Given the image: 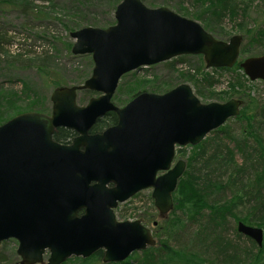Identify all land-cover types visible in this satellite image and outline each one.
<instances>
[{
  "label": "water",
  "instance_id": "95a60500",
  "mask_svg": "<svg viewBox=\"0 0 264 264\" xmlns=\"http://www.w3.org/2000/svg\"><path fill=\"white\" fill-rule=\"evenodd\" d=\"M113 18L106 27L68 33L70 53L89 54L92 61L81 85L53 88L48 114L23 111L0 123V243L16 241L18 264H60L98 249L103 263L121 262L155 245L148 227L137 219L117 220L113 208L150 187L153 206L166 215L185 167L183 159L171 165L174 146L195 145L238 114L240 99L203 103L187 83L162 93L140 91L115 106L110 97L122 74L186 54L201 55L205 67L228 68L238 59L241 35L218 39L197 21L141 0H119ZM238 65L249 80L264 82V53ZM79 88L100 94L79 106ZM109 110L116 124L88 135ZM55 126L78 133L71 145L51 139ZM236 231L261 245L260 227L236 221Z\"/></svg>",
  "mask_w": 264,
  "mask_h": 264
},
{
  "label": "rangeland",
  "instance_id": "374dc122",
  "mask_svg": "<svg viewBox=\"0 0 264 264\" xmlns=\"http://www.w3.org/2000/svg\"><path fill=\"white\" fill-rule=\"evenodd\" d=\"M198 1L141 0L147 7L165 6L202 26V20L195 17V13H199L209 25L206 30L222 40L232 34L243 36L236 23L242 22L243 27H251L257 24L251 19L260 22L264 13V4L252 0L246 10V18L241 16L240 11L231 19L228 16L215 18L207 11L199 12L204 9V3ZM19 3V0H0V28L8 38L3 50H0V111L4 119L28 110L48 113L49 94L54 87L81 84L89 76L92 62L89 54L70 53V47H66V44L72 43L69 31L83 26L106 27L114 22L113 0H33L38 7L26 12H22ZM247 47L239 53L238 60L264 49V46L260 48L253 44ZM179 83H187L203 103L238 98L241 107L246 101L245 93L254 96L261 106L258 115L253 118L252 127L264 138V82L249 80L236 65L228 68L205 67L198 54L178 55L123 74L117 82L113 101L121 104L137 91L161 93ZM87 93L84 89L77 90L75 102L84 104ZM243 126L244 123L231 117L218 127L221 129L208 132L197 143H200L198 149L193 148L194 145L175 146L174 159L185 161L184 170L187 159L194 156L191 167L198 176L197 183L201 185L202 182L206 186L210 203H220L244 189L256 191L252 179L259 161L249 144L241 145ZM237 141L240 142L239 149ZM218 183L224 187L216 188ZM171 210L159 218L150 189H144L119 203L113 212L118 220L138 219L143 222L152 231L157 244L164 221L175 214L180 216L177 210L173 213ZM248 210V207L239 204L233 206L232 213L240 216ZM202 212L203 217L193 222L185 232L178 226L169 243L172 246H189L215 264L245 262L255 251L256 244L236 231V222L229 215L224 219L216 241L210 243L211 236L201 241L202 235L196 233L197 228L204 225L207 209ZM152 221H156L154 227L151 226ZM15 247L14 239L0 243V264H17ZM135 256L137 254L133 253L130 257ZM87 264L102 262L89 260Z\"/></svg>",
  "mask_w": 264,
  "mask_h": 264
},
{
  "label": "trees",
  "instance_id": "16d2710c",
  "mask_svg": "<svg viewBox=\"0 0 264 264\" xmlns=\"http://www.w3.org/2000/svg\"><path fill=\"white\" fill-rule=\"evenodd\" d=\"M19 1L22 12H26L28 9L31 10L32 7H38L33 3V0ZM259 1L264 4V0ZM198 2L200 4L204 3V9L199 12L203 13L207 11L209 14L215 15V18L219 16H228L231 19L237 14V11H240L241 16L246 18V10L252 0H199ZM116 3L117 0H113L112 9ZM50 5L52 4L50 3ZM195 17L196 19L202 20V27L206 30V27L209 25L206 23L204 17L202 18L199 13H195ZM251 21L257 24L251 27H243L242 22L236 23V26L243 31L239 53L244 52L250 44L257 45L260 48L264 46V13L261 16L260 22L253 21L252 19ZM5 34V31L0 28V50H3L8 40ZM66 47H70V44H66ZM261 53H264V49L258 52V54ZM239 61L240 60L237 59L236 63L233 65L239 67ZM195 90L197 89L195 88ZM245 96L246 101H244L245 103L240 107L238 114L234 116V120L244 123L242 129L243 133L240 139L241 145L249 144V147H251L250 150L256 154L257 160L259 161L258 168L253 172L254 175L252 179V182L256 186L255 192H251L250 189H244L240 194L233 193L229 198H226L220 203H210L206 186L202 182L201 185L197 183L198 176L194 174V169L191 167V162L194 159L192 155L187 159L186 169L177 180L175 189L171 194V213L177 210L180 216L175 214L172 218H168L164 221L165 224L161 233L158 235L157 244L155 240V245L148 246L138 252L134 251L131 254L136 253L137 256L132 258L130 254L121 262L103 263L101 261L102 251L98 249L88 257H69L60 264H66L67 262L68 264H87L89 260L101 261L102 264H215L201 255L199 251L193 250L189 246L181 244L172 246L169 243V239L172 238V234L178 226H181V231L185 232L184 230H187L193 222L203 217L202 211L204 209H207L206 214H204L206 219L204 225L197 228L198 231L196 233V235H202V238H200L201 241L204 242V239L210 236V243L216 241L218 237L217 234L220 233V229L223 228L222 224L224 219L229 215L235 222L241 221L245 224L257 226L262 229L261 245H256L255 251L242 264H264V138L252 127L253 118L258 115L261 105L258 99L249 95V93H245ZM113 119L112 114L105 118L107 123H110ZM3 120L4 117L0 111V122ZM218 129H221V127ZM240 142H236L238 149L240 148ZM199 147L200 143L193 146V148L197 149ZM215 186L216 188L224 187L219 183ZM239 204L248 207L249 210L243 215L236 216L232 213V208ZM217 228H219V231H217ZM161 235L164 237L161 238Z\"/></svg>",
  "mask_w": 264,
  "mask_h": 264
},
{
  "label": "flooded vegetation",
  "instance_id": "af4514ba",
  "mask_svg": "<svg viewBox=\"0 0 264 264\" xmlns=\"http://www.w3.org/2000/svg\"><path fill=\"white\" fill-rule=\"evenodd\" d=\"M91 59V58H90ZM92 62V61H91ZM129 72V71H128ZM127 73V72H126ZM125 74V73H124ZM123 75V74H122ZM121 75V76H122ZM120 76V77H121ZM119 77V78H120ZM119 80V79H118ZM118 82V81H117ZM82 84V83H81ZM81 84H79V85H81ZM177 85V84H176ZM116 86H117V84H116ZM116 86H115V89H116ZM55 88V87H54ZM85 90V91H87L88 93H87V95H86V102L84 103V104H79V106H83V105H85L87 102H88V100L91 98V97H97L100 93L99 92H96V91H92V90H89V89H87V88H79V89H76L75 90V98H76V91L77 90ZM115 89H114V91L112 92V94H111V97H110V101L115 105V106H117V107H122L127 101H129L136 93H138V92H140V91H137V92H135V93H133V94H131L129 97H128V99L127 100H125L123 103H121V104H115L114 103V101H113V98H114V94H115ZM168 90V89H167ZM141 91H143V90H141ZM166 91V90H165ZM148 92H150V91H148ZM155 93V92H154ZM162 93V92H161ZM50 101V100H49ZM76 103V102H75ZM77 104V103H76ZM28 111H30V110H28ZM50 112V109H49V111H48V113ZM20 113V112H19ZM44 113V112H43ZM48 113H46V114H48ZM110 114H112L113 115V120L110 122V123H107V121L105 120V118L108 116V115H110ZM10 118V117H9ZM9 118H6V119H4L3 121H1L0 123H2V122H4L5 120H7V119H9ZM116 122H117V116H116V114H115V112L114 111H112V110H109V111H106L104 114H102V115H100V116H98L96 119H95V121L87 128V130H86V133L88 134V135H92V134H99V133H101L104 129H106L107 127H110V126H113V125H115L116 124ZM221 126V125H220ZM78 135V133L76 132V131H74L73 129H71V128H67V127H64V126H55V127H53V130H52V132H51V139L53 140V141H55L56 143H58V144H61V145H71L72 144V141H73V139L76 137ZM79 135H80V132H79ZM200 142V141H199ZM188 145V144H187ZM175 146H178V145H175ZM175 146H174V149H175ZM181 146H183V145H181ZM78 149L81 151V150H83V146L82 145H78ZM174 155H175V150H174ZM174 155H173V158H172V160H171V165H173L174 164V162L177 160V159H180V158H177V159H174ZM185 162V161H184ZM185 168V167H184ZM183 172H184V170H183ZM182 172V173H183ZM157 174H160V172H157ZM182 175V174H181ZM180 175V176H181ZM179 176V177H180ZM179 179V178H178ZM177 179V180H178ZM90 183H92V181H90ZM177 183V182H176ZM114 184L112 183V182H108V183H106V186L107 187H111V186H113ZM176 186V185H175ZM144 189H150V193H151V188L150 187H148V188H143V189H141V190H144ZM175 189V188H174ZM141 190H139V191H141ZM139 191H137V192H135L134 194H136V193H138ZM173 192V191H172ZM133 194V195H134ZM172 194V193H171ZM132 195V196H133ZM131 197V196H130ZM151 197V196H150ZM129 198V197H128ZM127 198V199H128ZM172 198V197H171ZM125 201V200H124ZM123 202V201H122ZM119 203H121V202H118L117 204H116V206L113 208V210L117 207V205L119 204ZM82 212V209H77V211H76V214L77 215H79L80 213ZM113 214H114V212H113ZM157 215H158V217L159 218H163L164 216H159V214L157 213ZM115 216V215H114ZM116 218V217H115ZM117 219V218H116ZM118 220V219H117ZM138 220V219H137ZM142 225H144V226H146L143 222H141L140 220H138ZM156 225V221H152L151 222V226L152 227H154ZM147 227V226H146ZM150 230V229H149ZM150 232H151V235H152V231L150 230ZM153 237V236H152ZM17 264H18V260H17Z\"/></svg>",
  "mask_w": 264,
  "mask_h": 264
}]
</instances>
